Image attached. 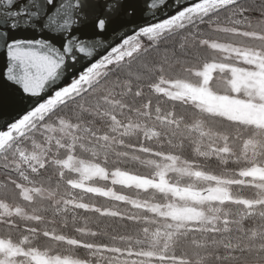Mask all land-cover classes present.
Wrapping results in <instances>:
<instances>
[{
	"label": "trees",
	"instance_id": "obj_1",
	"mask_svg": "<svg viewBox=\"0 0 264 264\" xmlns=\"http://www.w3.org/2000/svg\"><path fill=\"white\" fill-rule=\"evenodd\" d=\"M184 18L165 32L139 34L105 60L81 90L0 150V202L29 214L4 217L0 207L1 238L24 249L99 264L132 259L142 264H264L263 203L221 204L217 221L174 230L147 221L155 215L128 200L73 185L76 173L57 162L71 154L107 171L153 178L157 162L172 155L231 180L234 201L259 198L258 180L242 178L241 172L264 165V130L168 97L154 85L161 78L196 82L197 70L206 63H236L209 47V41L264 50V0H233ZM60 119L70 124L61 137L46 127ZM47 141L45 157L36 163L30 153ZM168 176L176 184L197 183L172 172ZM89 184L131 199L166 200L162 193L106 179ZM23 186L36 190L25 198ZM143 250L157 256L137 258Z\"/></svg>",
	"mask_w": 264,
	"mask_h": 264
},
{
	"label": "water",
	"instance_id": "obj_2",
	"mask_svg": "<svg viewBox=\"0 0 264 264\" xmlns=\"http://www.w3.org/2000/svg\"><path fill=\"white\" fill-rule=\"evenodd\" d=\"M233 0H0V150L139 34Z\"/></svg>",
	"mask_w": 264,
	"mask_h": 264
},
{
	"label": "rangeland",
	"instance_id": "obj_3",
	"mask_svg": "<svg viewBox=\"0 0 264 264\" xmlns=\"http://www.w3.org/2000/svg\"><path fill=\"white\" fill-rule=\"evenodd\" d=\"M207 45L217 49L226 58L236 63L209 62L197 70L196 82L180 79L161 78L155 85L156 92L192 104L205 112L251 124L264 130V50L253 47L232 45L209 41ZM116 58L114 59V61ZM223 88L224 90H219ZM69 122L60 119L55 126L47 128L59 137L68 132ZM50 141L36 144L30 158L42 163ZM157 162L155 177H139L121 171H107L96 163L84 161L68 155L57 162L76 173L72 184L103 195L128 200L131 204L147 209L155 218L145 219L158 225L178 230L194 223H213L217 221L218 206L225 203L244 205L264 204V165H253L241 172L257 179L260 196L255 201L235 200L230 196L228 185L232 181L223 179L193 168L189 163L175 157L164 155ZM186 176L197 181L196 184L172 183L168 174ZM106 179L110 183L123 184L140 190H152L165 195L162 203L131 199L116 194L112 188L104 189L89 184L90 179ZM239 182H246L240 179ZM23 196L29 198L36 189L21 187ZM1 215L10 217L20 215L29 217L19 206L0 202ZM155 259V253L141 251L137 258ZM99 264L71 257L48 255L36 249H24L21 245L0 237V264ZM117 264H128L118 262ZM129 264H142L132 259ZM151 264V263H148Z\"/></svg>",
	"mask_w": 264,
	"mask_h": 264
}]
</instances>
